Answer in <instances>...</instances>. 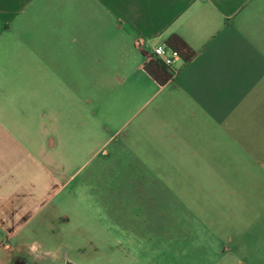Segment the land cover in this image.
Masks as SVG:
<instances>
[{
  "label": "crops",
  "instance_id": "crops-1",
  "mask_svg": "<svg viewBox=\"0 0 264 264\" xmlns=\"http://www.w3.org/2000/svg\"><path fill=\"white\" fill-rule=\"evenodd\" d=\"M171 35L194 57L158 86L144 68ZM84 105L117 124L134 174L250 177L238 191L264 206V0H0L3 231L57 196L47 122ZM196 153L216 167L171 166Z\"/></svg>",
  "mask_w": 264,
  "mask_h": 264
},
{
  "label": "rangeland",
  "instance_id": "rangeland-1",
  "mask_svg": "<svg viewBox=\"0 0 264 264\" xmlns=\"http://www.w3.org/2000/svg\"><path fill=\"white\" fill-rule=\"evenodd\" d=\"M81 108L48 120L57 145L47 170L60 189L30 217L0 224V264H264V206L259 193L238 191L250 177L134 174L117 124ZM198 155L171 166L216 167Z\"/></svg>",
  "mask_w": 264,
  "mask_h": 264
},
{
  "label": "trees",
  "instance_id": "trees-1",
  "mask_svg": "<svg viewBox=\"0 0 264 264\" xmlns=\"http://www.w3.org/2000/svg\"><path fill=\"white\" fill-rule=\"evenodd\" d=\"M164 46L176 54L182 64H186L194 57V52L177 35H171L164 43ZM146 74L158 85L164 86L171 80V70L159 62L150 60L145 68Z\"/></svg>",
  "mask_w": 264,
  "mask_h": 264
},
{
  "label": "built area",
  "instance_id": "built-area-1",
  "mask_svg": "<svg viewBox=\"0 0 264 264\" xmlns=\"http://www.w3.org/2000/svg\"><path fill=\"white\" fill-rule=\"evenodd\" d=\"M141 44V41H139ZM150 60L159 62L171 70V79L177 74L178 69L174 67L175 63L180 61L179 57L169 51L163 44L155 45L152 49Z\"/></svg>",
  "mask_w": 264,
  "mask_h": 264
},
{
  "label": "clouds",
  "instance_id": "clouds-1",
  "mask_svg": "<svg viewBox=\"0 0 264 264\" xmlns=\"http://www.w3.org/2000/svg\"><path fill=\"white\" fill-rule=\"evenodd\" d=\"M26 243L28 245L29 252L36 253L38 251L39 241H37V240H31V241H26Z\"/></svg>",
  "mask_w": 264,
  "mask_h": 264
},
{
  "label": "flooded vegetation",
  "instance_id": "flooded-vegetation-1",
  "mask_svg": "<svg viewBox=\"0 0 264 264\" xmlns=\"http://www.w3.org/2000/svg\"><path fill=\"white\" fill-rule=\"evenodd\" d=\"M62 264H72V263H69L68 261H64Z\"/></svg>",
  "mask_w": 264,
  "mask_h": 264
}]
</instances>
